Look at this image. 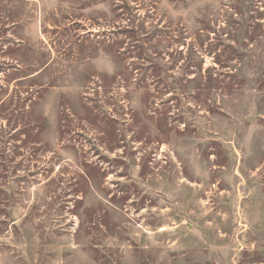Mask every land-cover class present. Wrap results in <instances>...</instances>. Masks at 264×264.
<instances>
[{"label":"rangeland","instance_id":"rangeland-1","mask_svg":"<svg viewBox=\"0 0 264 264\" xmlns=\"http://www.w3.org/2000/svg\"><path fill=\"white\" fill-rule=\"evenodd\" d=\"M0 264H264V0H0Z\"/></svg>","mask_w":264,"mask_h":264}]
</instances>
